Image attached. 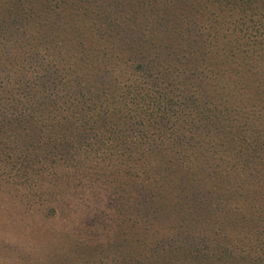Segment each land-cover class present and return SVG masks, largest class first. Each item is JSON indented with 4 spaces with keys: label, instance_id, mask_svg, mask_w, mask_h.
I'll use <instances>...</instances> for the list:
<instances>
[{
    "label": "trees",
    "instance_id": "1",
    "mask_svg": "<svg viewBox=\"0 0 264 264\" xmlns=\"http://www.w3.org/2000/svg\"><path fill=\"white\" fill-rule=\"evenodd\" d=\"M0 184L32 264H264V0H0Z\"/></svg>",
    "mask_w": 264,
    "mask_h": 264
},
{
    "label": "rangeland",
    "instance_id": "2",
    "mask_svg": "<svg viewBox=\"0 0 264 264\" xmlns=\"http://www.w3.org/2000/svg\"><path fill=\"white\" fill-rule=\"evenodd\" d=\"M8 190L7 184H0L4 192H0V264H32L43 247H56L65 238L60 235L58 221L33 220L17 213Z\"/></svg>",
    "mask_w": 264,
    "mask_h": 264
}]
</instances>
